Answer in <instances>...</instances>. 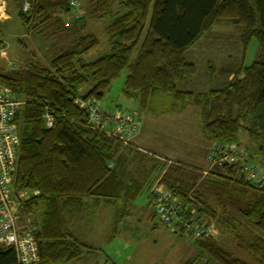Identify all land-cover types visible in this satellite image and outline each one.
<instances>
[{"label": "trees", "instance_id": "16d2710c", "mask_svg": "<svg viewBox=\"0 0 264 264\" xmlns=\"http://www.w3.org/2000/svg\"><path fill=\"white\" fill-rule=\"evenodd\" d=\"M25 1L30 3L27 11L23 9ZM94 1V13L99 18L112 17L106 26L108 54L94 62L85 61V55L100 44V39L84 34L83 18L78 16L73 23L65 20L63 15L72 9L70 0H21L18 14L24 25L34 22L33 28L40 27V34L52 30L53 36L69 33L74 39L56 54L49 67L33 62L17 71L0 72V82L26 99L17 117L21 148L15 186L17 192L29 193L24 213L36 215L43 208L38 219L39 264L70 263L95 250L70 232L66 211L82 208L89 198L106 200L116 206V223L121 222L144 189L154 187L153 173L165 168L162 161L141 153L133 140L125 144L93 128L87 110L76 103L77 98L101 102L125 70L124 93L138 98L145 112L163 114L166 111L159 106L168 103L167 99L172 111L197 106L209 142L239 144L237 136L244 128L264 152V0ZM223 21L241 29L244 56L256 39V60L242 66L221 89H184L197 72L187 53ZM84 85L91 88L82 95L79 90ZM46 114L54 118L52 127L47 125ZM251 120L253 126L247 128L245 123ZM257 164L264 169V162ZM169 168L171 174L161 179L167 183L164 187L173 190L207 222L216 221L224 232L238 229L229 211L225 207L219 211L200 189L188 192L176 187L179 181L174 178L186 176L187 169L180 165ZM207 175L210 182L225 184V190L255 192L254 205L243 213L262 235L249 248L255 263L217 247L215 241L194 239L195 244L203 253L213 255L217 264H264V190L242 178L238 167L212 168ZM200 261L201 255L184 264ZM0 264H19L16 251L0 246Z\"/></svg>", "mask_w": 264, "mask_h": 264}, {"label": "rangeland", "instance_id": "374dc122", "mask_svg": "<svg viewBox=\"0 0 264 264\" xmlns=\"http://www.w3.org/2000/svg\"><path fill=\"white\" fill-rule=\"evenodd\" d=\"M78 1L81 13H76L74 9H71L67 15L71 17L72 23L78 16L83 18L86 21L84 34H95L100 39V44L84 57L86 62H94L110 52L106 26L112 21V17L99 18L98 14L94 13V0ZM16 2L8 1L7 3L11 8V13L14 12L13 20L4 27L0 24V28L7 31L3 35L0 31V39L6 45V53L1 65L2 71L5 72L6 68H10L9 71H17L33 62H39L47 67L51 66L56 54L66 49L74 36L65 33L52 37L55 35L52 34V30L49 31L50 34L48 30L47 33L43 30L45 34H40L41 28H33L36 26L34 22L31 25H24L18 14L20 7L17 9L15 7L20 5L21 1ZM32 31L37 32L33 33ZM241 36V29L225 21L216 23L206 32L187 53L188 60L197 66V72L189 78L188 83L185 84L189 85L184 89L196 92L221 89L234 79L242 66H250L259 54V43L254 39L250 50L244 56ZM126 79L127 70L113 81L109 92L101 100L104 109L137 110L142 117L144 116L146 146H149L153 152H157L160 156L174 159L172 160L173 164L180 161L182 163H177V165L179 164L184 169H193L198 173L195 175L196 179L188 176H180L176 179L173 176L175 181H179L175 182L176 187L188 190V192L200 189L203 197L208 199L219 211L223 212L225 207L229 211L233 224L238 227V229L231 228L224 232L221 230L220 224L212 221L211 223L215 225L213 236L202 241L206 243L215 241L217 247H223L234 256L255 263L249 248L251 243L255 242L262 233L243 213L254 205L255 192L236 193L225 190V184L210 182L207 178L208 175L202 173L204 169L196 167L200 166L198 163L205 162L199 161L196 155L192 154L198 132L201 133V124L203 123L201 110L197 106L189 105L188 108L180 112L172 111L171 102L167 99L168 103L159 106V110L166 111L164 114L145 112L141 109L138 98L129 97L124 93ZM90 88L91 85H84L79 91L84 95ZM245 125L247 128L252 127V120L247 121ZM237 139V142L249 151L254 163L264 162L262 145L248 129L242 128ZM131 143L136 148L139 147L136 142L132 141ZM212 144L214 143L210 142L202 152L208 163L212 162L208 154ZM258 156L260 160L257 158ZM186 163L187 165H185ZM213 169H221V167L216 166ZM214 176L212 174V178ZM10 187L13 193L17 192L15 179L12 180ZM147 190L148 188L144 189L136 201L131 204L130 214L119 223L116 236L112 237L114 232L113 227H110L109 220L112 221L113 218L111 219L110 211L100 210L93 214L92 211L96 209V206L87 208L84 213L86 219L93 223L90 226L93 228L85 229L88 226L82 224L84 226L80 227V231L76 227L77 233L73 234L89 244L103 248L104 252L92 256L99 258V264H184L188 260L199 258V255H201L199 264H217L215 260H212L213 255L211 256L208 252L207 254L203 253L199 249V246L194 242L196 238L193 235L172 232V229L160 221L150 205V194ZM21 196L25 197L26 195L21 194ZM42 215L43 208L41 206L37 214L34 213L32 217L39 223L38 219L41 220ZM68 228L71 227L68 226ZM93 263H95L94 260L90 261V264Z\"/></svg>", "mask_w": 264, "mask_h": 264}, {"label": "built area", "instance_id": "2783aa9c", "mask_svg": "<svg viewBox=\"0 0 264 264\" xmlns=\"http://www.w3.org/2000/svg\"><path fill=\"white\" fill-rule=\"evenodd\" d=\"M70 4L76 13H81L78 0H70ZM29 8L30 3L26 1L23 9L27 11ZM5 53L6 45L0 40V72H4L1 65ZM9 70L10 68H6V71ZM25 103L24 97L0 82V246L13 248L19 264H39L41 262L37 238L39 223L32 214L23 212L29 193L27 191L13 193L10 187L17 172L21 148L17 117ZM76 103L80 108L87 110L89 123L93 128L118 138L125 144L133 140L144 123L137 110H106L96 99L77 98ZM45 118L48 127H52L53 116L46 114ZM211 146L209 152L211 168L238 167L242 178L264 190V169L254 163L247 149L237 143L215 142ZM149 194L154 214L164 225L172 229V232L187 233L199 240L207 239L214 233L215 225L200 217L196 209L184 203L173 190L155 186Z\"/></svg>", "mask_w": 264, "mask_h": 264}, {"label": "crops", "instance_id": "0c3cea01", "mask_svg": "<svg viewBox=\"0 0 264 264\" xmlns=\"http://www.w3.org/2000/svg\"><path fill=\"white\" fill-rule=\"evenodd\" d=\"M8 1H13V2L17 3L16 1H21V0H0V24L3 27H4V25L7 26V24H9L13 20V13L14 12L11 13V8L8 7V4H7ZM15 7L17 9V7L19 8V5H16ZM12 11H14V10H12ZM63 17L65 18V20L72 22L71 17L69 15L64 14ZM0 31H1L2 35L7 32L6 29L3 30V28H0ZM52 37H54V36H52ZM187 85H189V84H187ZM187 85H183V88H185V86H187ZM178 112H180V111H178ZM155 114L161 115V113H155ZM143 119H144V116H143ZM133 142L134 143L136 142V144H138L139 147H137V149L141 153L147 154V155L152 156V157L154 156L155 158H157L158 160L162 161L165 164V168L163 170L160 169L157 173H153V175H152V176H154L153 178H155L153 180L154 181L153 186L154 187L155 186L164 187V185H166L167 183L166 184L161 183V179L163 176L168 177L171 174L170 173L171 168H169V167L171 165H177V163H182V162L179 161V162L173 164L172 160H174V159L164 157V156H160L157 152H153V150H151V148H149V146H146L147 145L146 144L147 139L145 138L144 124H143L141 130L139 131V134L133 139ZM209 144H210L209 140L207 141V138L205 137V135L203 133V123H202L201 124V133L199 134V132H198V137L194 143L192 154H195L196 158H198L199 161H202V162L205 161L204 163H198L200 166H196V167H199L201 170L204 169L202 173H204L205 175L208 174V172L212 169L211 163H208L207 159L204 157V155L202 153L203 149L205 147H207V145H209ZM166 162H168V163H166ZM185 165H187V163ZM196 174H198V173L194 172L193 169H187L186 170V176H188L190 178L196 179L197 178V176H195ZM152 188L153 187L151 186L147 190L148 193H150ZM85 203H86L85 206H83L82 208L74 207V208H70L68 211L65 212L66 220H67V227L68 226L71 227L70 229L68 228L70 230V232L71 233H77L76 227H78V229L80 231V227L84 226L82 224H86L88 226L87 228L85 227V229H89V228L92 229L93 227H90V226H92L93 223L86 219L84 213H85L87 208H91L93 206H96V209L92 211L93 214L96 213L95 211H100V210H105V211L109 210L110 211L111 219L113 218L112 221L109 220L110 227H113V232H114L113 233L114 235H112V237L116 236L118 233V227H119V223H120V222L116 223L117 222V220H116V211H117L116 206L113 203L112 204L108 203L106 200H97V199H93V198L87 199ZM75 237L77 239H79L81 242H83L84 244H87L91 247H94L95 250L85 252V256L80 260L73 261L70 263H63V264H90V261H93V260L95 261V263L97 262V264H99V262H98L99 258L97 259V256H95V257H92V256L98 255L99 252H104L103 248L97 247L93 244H89V243L83 241L80 237L78 238V236H75ZM95 263H93V264H95ZM50 264H55V263H50Z\"/></svg>", "mask_w": 264, "mask_h": 264}]
</instances>
